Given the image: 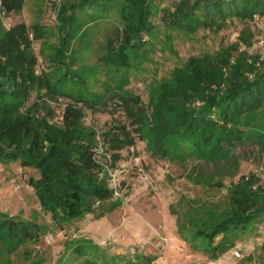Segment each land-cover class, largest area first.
I'll use <instances>...</instances> for the list:
<instances>
[{
  "label": "trees",
  "instance_id": "obj_1",
  "mask_svg": "<svg viewBox=\"0 0 264 264\" xmlns=\"http://www.w3.org/2000/svg\"><path fill=\"white\" fill-rule=\"evenodd\" d=\"M26 0H0V163L19 162L23 168L36 170L29 185L43 213L49 214L56 227L63 229L93 214L103 218L106 210L97 204L113 197L110 173L96 153L100 145L96 131L86 126L82 107L68 104L62 123L54 121L50 102L68 96L81 102L93 91L88 89L81 72L62 74L57 78L45 71L38 73V56L33 48L29 28L21 23L7 29L2 16L20 13ZM120 13L122 28L108 45L107 57L118 76L119 92H108L127 100L126 82L131 56H146L150 42L146 39L157 28L150 0H82L58 10L61 30L56 58L72 67L70 45L86 29L77 10L91 6ZM71 11L70 14L68 12ZM264 18V0H178L170 11L167 26L186 35L199 30L222 31L231 20L251 23ZM35 39L43 37L40 25H34ZM240 40L250 46L253 35L246 27ZM262 38V37H261ZM260 38V39H261ZM258 41V40H257ZM256 41V42H257ZM74 57V54H73ZM128 70V71H127ZM126 71V72H125ZM123 81V82H121ZM81 88L80 93L68 91ZM36 99L33 101V96ZM110 96V95H109ZM97 98V96H96ZM108 97L101 95L102 103ZM38 108L44 109L39 113ZM264 55H249L238 44L226 46L218 54L191 58L151 95L147 111L140 114V133L147 147L162 158L185 155L194 150L216 157L228 153L247 132L264 118ZM123 130V133H121ZM105 132V140L114 148L132 144L128 134ZM264 134V133H263ZM263 136V135H262ZM256 174H250L232 188L226 209L196 211L186 221H178L179 233L187 231L193 245L198 240L204 254L212 261L236 246L241 232L264 218V185ZM223 187L221 182L216 183ZM111 209V208H110ZM205 212V213H204ZM205 215V216H204ZM46 227L35 221L15 219L0 210V242L15 251L27 241H39ZM86 245L76 247L79 257L87 256ZM264 247V244H263ZM84 264H99L98 259ZM153 264L154 259H144ZM104 264H109L108 260Z\"/></svg>",
  "mask_w": 264,
  "mask_h": 264
},
{
  "label": "rangeland",
  "instance_id": "obj_2",
  "mask_svg": "<svg viewBox=\"0 0 264 264\" xmlns=\"http://www.w3.org/2000/svg\"><path fill=\"white\" fill-rule=\"evenodd\" d=\"M79 1L82 0H26L20 13L4 14L2 20L7 29L21 23L28 26L39 59L38 73L45 71L54 79L57 75H72L71 71L84 75L82 79H86L89 88L74 90L68 86V91L88 90L94 96L81 102L58 96L50 106L55 111L54 121L59 124L68 104L85 110V124L97 132L104 149L103 153H96V158L110 173L113 197L96 206L98 211L106 210L103 218L88 214L82 221L60 229L49 214L41 211L29 185L31 177H38L36 170L23 168L19 162L0 163V210L18 220H33L47 229L39 241H27L15 251L0 242V264H84L87 256L98 259L99 264L107 260L109 264H145L144 259L148 258L154 259L153 264H264V218L241 232L236 246L217 261L208 259L199 240L192 245L188 232L180 234L178 228V221H186L193 212L226 209L232 188L241 178L256 174L264 185V118L247 132L250 137L216 157L194 150L185 155L159 157L147 147L139 129L140 114L147 111L151 95L191 58L216 55L234 44L249 55L263 56L264 46H253L264 36V18L249 24L231 20L222 31L199 30L186 35L167 26L168 14L178 0H150L152 21L157 28L146 38L150 42L147 55L131 56L124 88L129 97L122 100L106 93L119 92V77L114 75L107 52L123 25L120 13L109 10L112 5L103 10L90 5L75 12L86 29L71 42L68 57L75 59L72 67L65 65L67 60L63 64L54 56L59 38L66 34L60 28L58 10ZM37 24L42 29L41 39H35L33 27ZM246 27L251 29L248 34L253 35L249 47L240 40ZM101 95L108 97L103 103ZM38 111L42 113L44 109ZM122 128L132 144L113 148L103 133L121 132ZM218 182L223 187H218ZM206 203L211 207L206 209ZM80 244L86 245L87 256H78L76 247Z\"/></svg>",
  "mask_w": 264,
  "mask_h": 264
},
{
  "label": "built area",
  "instance_id": "obj_3",
  "mask_svg": "<svg viewBox=\"0 0 264 264\" xmlns=\"http://www.w3.org/2000/svg\"><path fill=\"white\" fill-rule=\"evenodd\" d=\"M264 46V36L261 39H258V41L255 43V45L253 46V49H256L258 47ZM98 153H103L104 149L102 147V145H99L98 149H97Z\"/></svg>",
  "mask_w": 264,
  "mask_h": 264
}]
</instances>
